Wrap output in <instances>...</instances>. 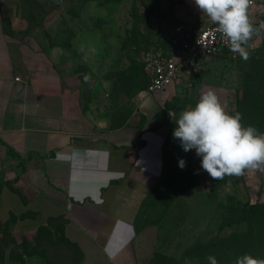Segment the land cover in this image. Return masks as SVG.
I'll use <instances>...</instances> for the list:
<instances>
[{
    "label": "rangeland",
    "instance_id": "374dc122",
    "mask_svg": "<svg viewBox=\"0 0 264 264\" xmlns=\"http://www.w3.org/2000/svg\"><path fill=\"white\" fill-rule=\"evenodd\" d=\"M256 10L250 21L259 28L257 16L264 19V11L257 15ZM0 17L5 30L11 29L7 19L19 17L24 22L14 31L49 35L53 68L91 115L109 117L111 126L126 117L141 122L145 102L147 114H159L156 123L163 127L166 140L164 174L136 221L149 264H209V255L218 264H235L244 253L224 241L247 228L233 220L245 203H264V171L246 169L240 176L213 179L201 167L202 158L194 149L185 152L173 132L181 113L211 89L227 112H240L245 126L259 123L262 128L257 130L264 134V30L245 46L247 61L239 54L230 59L225 52L209 56L163 89L146 93L148 54L170 52L169 37L177 28L196 29L208 22L194 0H0ZM133 88L138 90L131 93ZM181 158L184 168L179 166ZM12 163L10 171L16 169ZM7 187L27 200L11 182ZM230 218L233 222L228 223ZM13 219L9 215L8 221L0 220V264H18L23 242L52 253L57 264L72 258L71 248L61 241L51 244L44 237L36 246L40 240L35 243L34 235L11 229ZM2 229L8 230L4 237ZM261 250L255 247L251 255L264 258Z\"/></svg>",
    "mask_w": 264,
    "mask_h": 264
},
{
    "label": "crops",
    "instance_id": "0c3cea01",
    "mask_svg": "<svg viewBox=\"0 0 264 264\" xmlns=\"http://www.w3.org/2000/svg\"><path fill=\"white\" fill-rule=\"evenodd\" d=\"M7 21L5 30L0 17V220L14 216L11 229L33 238L45 226L44 241L55 244L58 221L50 219L60 216L63 236L81 252L77 264H149L136 221L163 175L159 114H147L145 102L141 122L126 117L111 126L109 117L91 115L53 68L49 35L14 31L19 17ZM24 264L47 263L35 253Z\"/></svg>",
    "mask_w": 264,
    "mask_h": 264
},
{
    "label": "clouds",
    "instance_id": "9594fccd",
    "mask_svg": "<svg viewBox=\"0 0 264 264\" xmlns=\"http://www.w3.org/2000/svg\"><path fill=\"white\" fill-rule=\"evenodd\" d=\"M201 13L217 25L232 53L247 61L249 40L264 29V22L255 28L248 9L253 0H194ZM199 43V42H198ZM87 80V77L85 78ZM173 137L185 152L195 150L201 157V167L213 179L225 175L240 176L246 169L264 171V134L252 125L242 124V114L225 110L213 90L202 93L194 107L184 110L176 120ZM179 166L184 168L181 158ZM209 264H218L215 256L207 257ZM235 264H264V259L245 253Z\"/></svg>",
    "mask_w": 264,
    "mask_h": 264
},
{
    "label": "built area",
    "instance_id": "2783aa9c",
    "mask_svg": "<svg viewBox=\"0 0 264 264\" xmlns=\"http://www.w3.org/2000/svg\"><path fill=\"white\" fill-rule=\"evenodd\" d=\"M257 0H253L248 9L249 19L255 11ZM199 42V43H198ZM170 52L150 53L145 59L146 86L144 92L152 93L163 89L175 81L187 68L203 58L225 52L230 59L238 54L232 53L222 34L209 21L201 27H180L169 37Z\"/></svg>",
    "mask_w": 264,
    "mask_h": 264
},
{
    "label": "trees",
    "instance_id": "16d2710c",
    "mask_svg": "<svg viewBox=\"0 0 264 264\" xmlns=\"http://www.w3.org/2000/svg\"><path fill=\"white\" fill-rule=\"evenodd\" d=\"M83 1H87V0H83ZM144 74L146 76V73H144ZM146 81H147V78H146ZM136 90H138V89L137 88L136 89L133 88L131 93L132 92L133 93L136 92ZM243 105H246V104H244V101H243ZM243 108L245 109V107H243ZM247 124L250 125L249 123H247ZM251 125L254 126L256 129L257 128H262V126L259 123L257 124V122H252ZM165 143H166V140H164V143H163V146H162V149H161V154H162V158H163V167L165 166L164 165L165 164V160H164V157H163L164 144ZM175 154H176V157H179L178 151ZM163 172H164V170H163ZM162 178H163V175L161 177V180H162ZM11 218H14V217L11 215ZM231 220L232 219L230 218V220L227 221V222L228 223L233 222ZM233 220H235L237 222H240V223L244 222L247 225V228L245 230H243L242 232L240 231V233H238V234L231 235V237L225 239L224 243L227 244L229 247L234 248V250L236 252H241V253H244V254H245V252H249L250 254L251 253L254 254L255 247L259 246V248L262 249L260 253L263 255V252H264V203H259V202L245 203L239 209L238 213H236V217H234ZM50 221H58L57 223L54 224L55 228H56V231H57L56 235H59L58 236V240H62V242L66 243V245L69 246L71 248V250H72V258H69V262H67L66 264H77L80 261V259H81V252H80V250L78 249V247L74 243L69 242L63 236V233H62V230H61V225H62V222H64V219L59 216L57 218L50 219ZM5 224H2L3 225L2 227H6L7 228V226ZM6 230L4 231V229H2L3 237L5 236L4 232L8 231V230L7 231ZM50 235L51 234H50V232H49L47 227L40 226L36 230V234H35V237H34L33 240L36 243V241H38V239H40V237L41 238H43V237L50 238ZM13 240L14 239L12 238V241ZM0 241H3V240L1 239ZM214 242H215V240L212 241L211 244H213ZM36 246H38V245H36ZM206 246H207L206 244L205 245H200V249L204 248ZM21 247H22V251L20 253H18L17 256H16V259L19 261V264H24V257L25 256L32 255V254H35V253H39L40 256L45 259L47 264H51L46 259V256L44 255V253L38 252L37 250L34 249L35 246L28 248V244H26V242H23ZM194 249H193V251H194ZM193 251L189 252L188 254L192 253ZM186 254H187V252H185L184 255H186ZM261 259H264V258H261Z\"/></svg>",
    "mask_w": 264,
    "mask_h": 264
},
{
    "label": "bare ground",
    "instance_id": "6f19581e",
    "mask_svg": "<svg viewBox=\"0 0 264 264\" xmlns=\"http://www.w3.org/2000/svg\"><path fill=\"white\" fill-rule=\"evenodd\" d=\"M35 174V173H34ZM43 182V181H42ZM63 203V202H62Z\"/></svg>",
    "mask_w": 264,
    "mask_h": 264
}]
</instances>
